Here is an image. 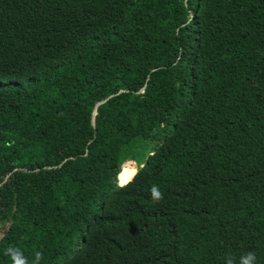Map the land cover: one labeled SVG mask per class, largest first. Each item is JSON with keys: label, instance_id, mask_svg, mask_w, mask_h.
Masks as SVG:
<instances>
[{"label": "trees", "instance_id": "trees-1", "mask_svg": "<svg viewBox=\"0 0 264 264\" xmlns=\"http://www.w3.org/2000/svg\"><path fill=\"white\" fill-rule=\"evenodd\" d=\"M248 252L264 264V0H0V264Z\"/></svg>", "mask_w": 264, "mask_h": 264}, {"label": "clouds", "instance_id": "clouds-1", "mask_svg": "<svg viewBox=\"0 0 264 264\" xmlns=\"http://www.w3.org/2000/svg\"><path fill=\"white\" fill-rule=\"evenodd\" d=\"M150 194L154 202H159L163 198V194L159 190V186L157 185H153L151 187ZM225 264H256V255L255 253L248 252L246 254H243L239 258L229 256L225 260Z\"/></svg>", "mask_w": 264, "mask_h": 264}, {"label": "water", "instance_id": "water-1", "mask_svg": "<svg viewBox=\"0 0 264 264\" xmlns=\"http://www.w3.org/2000/svg\"><path fill=\"white\" fill-rule=\"evenodd\" d=\"M102 101H100V102H97L95 105H97V104H99V103H101ZM122 166V165H121ZM121 168V167H120Z\"/></svg>", "mask_w": 264, "mask_h": 264}, {"label": "rangeland", "instance_id": "rangeland-1", "mask_svg": "<svg viewBox=\"0 0 264 264\" xmlns=\"http://www.w3.org/2000/svg\"><path fill=\"white\" fill-rule=\"evenodd\" d=\"M132 165H133L134 168L136 167L135 164H132Z\"/></svg>", "mask_w": 264, "mask_h": 264}]
</instances>
